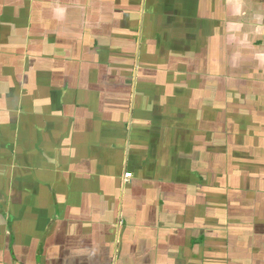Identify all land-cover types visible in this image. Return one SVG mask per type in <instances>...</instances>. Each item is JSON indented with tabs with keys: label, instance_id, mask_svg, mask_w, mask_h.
I'll list each match as a JSON object with an SVG mask.
<instances>
[{
	"label": "crops",
	"instance_id": "obj_1",
	"mask_svg": "<svg viewBox=\"0 0 264 264\" xmlns=\"http://www.w3.org/2000/svg\"><path fill=\"white\" fill-rule=\"evenodd\" d=\"M0 264H264V0H0Z\"/></svg>",
	"mask_w": 264,
	"mask_h": 264
},
{
	"label": "built area",
	"instance_id": "obj_2",
	"mask_svg": "<svg viewBox=\"0 0 264 264\" xmlns=\"http://www.w3.org/2000/svg\"><path fill=\"white\" fill-rule=\"evenodd\" d=\"M130 175H131V174H130L129 172L125 174L126 177H128V176H130Z\"/></svg>",
	"mask_w": 264,
	"mask_h": 264
}]
</instances>
